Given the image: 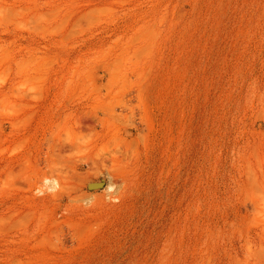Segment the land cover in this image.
Segmentation results:
<instances>
[{
	"label": "rangeland",
	"instance_id": "obj_1",
	"mask_svg": "<svg viewBox=\"0 0 264 264\" xmlns=\"http://www.w3.org/2000/svg\"><path fill=\"white\" fill-rule=\"evenodd\" d=\"M0 264H264V0H0Z\"/></svg>",
	"mask_w": 264,
	"mask_h": 264
},
{
	"label": "bare ground",
	"instance_id": "obj_2",
	"mask_svg": "<svg viewBox=\"0 0 264 264\" xmlns=\"http://www.w3.org/2000/svg\"><path fill=\"white\" fill-rule=\"evenodd\" d=\"M129 127H130V126H129ZM126 128H128V127H126ZM130 128H132V127H130ZM127 130H129V129H127ZM130 131H131V130H130ZM132 131H133V130H132ZM132 131H131V132H132ZM128 132H129V131H128ZM128 132H127V133H128ZM129 134H130V133H129ZM130 135H131V134H130ZM131 138H132V137H131ZM131 138H130V139H131ZM128 142H129V141H128ZM78 145H79V144H78ZM81 147H82V146H81ZM102 184H103V182H102L101 184H100V183H98V184H96V183L93 184V183H92L91 186H97V185H100V186H101ZM109 185H110V184H109Z\"/></svg>",
	"mask_w": 264,
	"mask_h": 264
},
{
	"label": "water",
	"instance_id": "obj_3",
	"mask_svg": "<svg viewBox=\"0 0 264 264\" xmlns=\"http://www.w3.org/2000/svg\"><path fill=\"white\" fill-rule=\"evenodd\" d=\"M91 186V185H90Z\"/></svg>",
	"mask_w": 264,
	"mask_h": 264
}]
</instances>
